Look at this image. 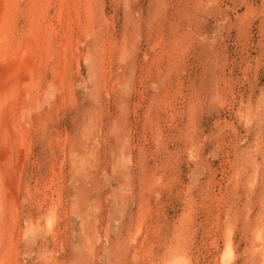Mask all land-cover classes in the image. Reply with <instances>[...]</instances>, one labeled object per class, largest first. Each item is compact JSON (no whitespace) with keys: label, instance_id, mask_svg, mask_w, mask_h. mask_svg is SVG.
Returning a JSON list of instances; mask_svg holds the SVG:
<instances>
[{"label":"rangeland","instance_id":"374dc122","mask_svg":"<svg viewBox=\"0 0 264 264\" xmlns=\"http://www.w3.org/2000/svg\"><path fill=\"white\" fill-rule=\"evenodd\" d=\"M16 1L0 60L34 32L7 72L41 84L0 264H264V0Z\"/></svg>","mask_w":264,"mask_h":264},{"label":"bare ground","instance_id":"6f19581e","mask_svg":"<svg viewBox=\"0 0 264 264\" xmlns=\"http://www.w3.org/2000/svg\"><path fill=\"white\" fill-rule=\"evenodd\" d=\"M16 0H13L12 3H14ZM32 1V0H31ZM29 0V2H31ZM37 1V0H36ZM18 1H16L17 4ZM74 2V1H73ZM7 3V0H0V45H1V40L4 39L5 43L7 44V39L8 37L11 38L9 36V32L11 33L13 30H11L13 27L16 26V22L17 20H14V18L17 16L16 14H14V12L12 11L13 9L10 8V10L8 11L7 9H2V7ZM36 3V2H35ZM9 4V3H8ZM22 4V3H20ZM32 4V3H31ZM39 9L42 7V5H38ZM28 7V6H27ZM37 7V6H36ZM16 10V9H15ZM20 10V9H19ZM35 10V7L32 6L27 8V13H31ZM59 10V9H58ZM62 10V9H60ZM39 11V10H38ZM37 11V12H38ZM65 11V10H64ZM42 12V11H41ZM67 12V11H66ZM18 13V12H17ZM16 15V16H15ZM44 12H42V15L39 17H42V19H44ZM10 16V17H9ZM8 17L10 19V21L8 22ZM46 18V17H45ZM35 19V17H34ZM34 20H26L24 22L25 26H27L26 28L30 29V27H33V22ZM43 21V20H42ZM73 24V23H72ZM40 29V28H39ZM5 30H8V36H3V32ZM2 31V33H1ZM6 32V31H5ZM42 32V31H41ZM45 32V31H43ZM2 34V36H1ZM43 34V33H42ZM6 35V34H5ZM26 36V35H25ZM24 36V37H25ZM36 35L34 34V32L30 33L29 31L27 32V37L26 40L24 41V43H27L26 46H24V51L26 52V56L21 62H18V56H16L15 58H8L5 57V53H7V50L4 49L2 50V56L4 58V60H0V214L2 215V213L4 212V210H8V208L6 206H8L7 199L8 197H12L13 192L12 189L9 191L8 189V185L11 184L12 179L14 177V162L12 161V151H15V146L19 145L21 147L24 146V139L27 137L26 132L27 129L29 130V128H24V123H28L27 121L22 122V118H23V111L25 110V108L30 105L31 101H33V99L36 97L37 99V95H38V90H39V85L38 83H40L38 81V83L35 81L36 78H38V75H41L40 73L35 76V79L32 78V74L31 71L33 69H29L30 72L29 74H19L17 75V73L10 75L8 72H10V70H8L9 64L14 63L16 66H18V64H22L23 62L27 63L28 61L33 59H30V57L32 56V53L36 52L33 49H30V47H35L33 46V42L32 40L35 39ZM42 38V36H41ZM45 38V37H44ZM51 38V37H50ZM74 39V38H73ZM77 40V39H76ZM9 41V40H8ZM35 41V40H34ZM39 42V41H37ZM35 41V43H37ZM78 42V41H77ZM19 43V42H18ZM28 43H31L28 45ZM14 44V43H13ZM40 45V42L38 43ZM36 44V45H38ZM43 44V43H42ZM3 46V45H2ZM1 46V47H2ZM5 46V45H4ZM8 47V46H6ZM11 47V46H10ZM9 48V47H8ZM23 48V47H22ZM21 48V49H22ZM41 48V47H40ZM3 49V48H2ZM20 49V47H19ZM39 50V49H38ZM37 50V52H38ZM44 50V49H43ZM40 51V50H39ZM57 51V50H56ZM20 52V51H19ZM24 55V54H23ZM78 56V55H77ZM34 57V54H33ZM46 58V57H45ZM76 58V57H75ZM39 59V58H38ZM89 59V58H88ZM36 59H34L35 61ZM83 60V59H82ZM14 61V62H13ZM31 62V61H30ZM42 62V61H41ZM34 63V62H33ZM29 64V63H28ZM27 64V65H28ZM39 64V63H38ZM37 64V66H38ZM36 65V64H35ZM45 65V64H44ZM40 66V64H39ZM19 67V66H18ZM12 68V67H10ZM99 68V67H98ZM15 69L16 68H12ZM18 69V68H17ZM24 69V68H23ZM8 70V72H7ZM23 71V70H22ZM35 71V70H34ZM14 72V71H13ZM28 72V71H27ZM19 73V72H18ZM38 76V77H37ZM28 78L30 83L25 84L26 80L28 81ZM41 80V77L39 78ZM35 82H34V81ZM37 80V79H36ZM41 84V83H40ZM30 90V91H29ZM45 90V89H44ZM47 90V89H46ZM47 94V93H45ZM40 95V94H39ZM220 97V96H219ZM36 102V101H34ZM33 104V103H32ZM37 104V103H36ZM31 106V105H30ZM32 109V108H31ZM35 110V109H34ZM36 112V111H35ZM23 113V114H22ZM29 113V112H28ZM33 114V113H32ZM27 115V114H25ZM25 117V116H24ZM29 119V117H28ZM33 119V118H32ZM37 120V119H36ZM39 120V119H38ZM30 121V120H29ZM34 123V122H33ZM29 124V123H28ZM31 124V123H30ZM30 126V125H29ZM21 130V132L17 129ZM23 129V130H22ZM20 133H19V132ZM16 136L18 139H14ZM18 147V146H17ZM15 154V153H14ZM14 156V155H13ZM10 157V160L8 159ZM12 158V159H11ZM8 159V160H7ZM7 161V163H6ZM13 162V163H12ZM13 166V167H12ZM13 186V185H12ZM20 186V185H19ZM11 188V186H10ZM18 189V188H17ZM16 190V189H15ZM10 194H8V192ZM20 194V193H18ZM19 196V195H18ZM15 197H13L12 200ZM56 206V205H55ZM7 208V209H6ZM120 208V206H119ZM6 212H4L5 214ZM3 214V216H4ZM0 215V216H1ZM2 217V216H1ZM30 217V216H29ZM4 218V217H3ZM43 218V217H42ZM41 218V219H42ZM53 215L49 214L44 220H45V224L48 225L50 227V225L52 224L53 221ZM2 219V218H1ZM16 219V218H14ZM40 219V220H41ZM56 219V218H55ZM18 221V220H17ZM31 221V220H30ZM28 221V222H30ZM44 222V221H43ZM16 223V222H15ZM27 224V222H25ZM44 224V225H45ZM4 225V224H3ZM2 225V226H3ZM33 225V224H31ZM31 225H29V227H31ZM45 225V226H46ZM34 229V228H33ZM254 231V230H253ZM30 232V231H29ZM257 234V233H256ZM259 236H262L261 234H259ZM13 237V236H12ZM228 238V237H227ZM3 239V238H2ZM14 239V238H13ZM264 239V238H263ZM1 240V239H0ZM10 240V239H9ZM14 246V245H13ZM1 252V251H0ZM6 252V251H5ZM8 252V251H7ZM174 253V252H173ZM233 257V248L231 246L230 240H226L225 243V247H224V252L222 255V260H224V258L226 259H232ZM9 259V258H8ZM230 259V260H231ZM2 260V259H1ZM166 263L165 264H183V261L181 259V255L178 253H174L173 255H169V257H167L166 259Z\"/></svg>","mask_w":264,"mask_h":264}]
</instances>
